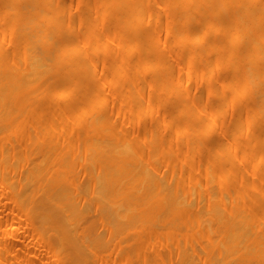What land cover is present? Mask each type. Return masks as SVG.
<instances>
[{
	"label": "bare ground",
	"instance_id": "bare-ground-1",
	"mask_svg": "<svg viewBox=\"0 0 264 264\" xmlns=\"http://www.w3.org/2000/svg\"><path fill=\"white\" fill-rule=\"evenodd\" d=\"M77 1L84 2L77 17L78 23H85V30L80 34L72 32L71 23L66 19L70 16L64 15L65 11L70 15L71 5L65 1L0 0V45L6 34L13 41L10 48L0 47V140L14 133L9 148L0 144V182L14 194L13 204L34 215L40 231L53 237L57 248L68 252L74 259L80 257L81 252L89 256L96 254V249L104 242V238L94 231L87 234V242L79 237L78 229L86 216L94 212L109 236L127 237L151 213L152 206L145 193L152 187L160 189L162 186L155 175L162 177L174 173L169 169L166 173H159L152 166L160 160L170 165L162 135L150 130L149 134L130 137L115 127L109 115L99 113L104 94L112 88L105 86L99 93L97 78L89 69L93 66L96 50L105 49L110 41H114L117 49L109 56L118 53L123 63L129 64L127 57L137 54L139 67L152 71L155 66H160L153 82L171 92L174 81L169 73L171 61L163 56L168 41L162 48L159 29L155 25L160 16L165 15L169 21L164 30L172 37L173 48L184 49L188 43L191 48L193 43L202 42L185 59L187 66L200 69L197 75L194 72L187 74L188 81L209 74L206 68L210 54L222 56L226 54L225 50L231 52L238 46L237 54L229 61L230 68L238 75L237 90L247 89L256 117H264V8L261 3L264 0ZM101 2L103 7L99 10ZM106 16L108 22L102 35H98L96 29ZM211 33L218 37L210 41L207 37ZM84 34L93 37L87 50L79 47V38ZM91 50L93 52L89 53ZM108 61L106 57L104 64L107 65ZM120 70L112 69L110 79L119 76ZM88 84H91L90 89ZM72 88L82 101L76 110V125L85 131L76 137L80 150L61 145L66 140L58 135L55 119L58 117V98L68 96ZM141 90L138 88L132 96H127L137 115L142 114ZM173 94L181 95L177 89ZM89 99L92 100L90 103L87 102ZM191 104L190 100H180L168 109V114L172 118L205 114L202 105L192 107ZM60 108L66 112L67 122L73 121L69 118L73 107L64 104ZM43 111L48 112V117H41ZM248 113L246 118L252 116ZM216 114L214 108L209 121H197L181 146L193 150L202 146L207 149L204 157L200 156V159L208 160L203 170L205 177L229 173L242 175L240 170L234 169L231 152L239 135L237 132H249L253 122L245 121L239 125L235 121L227 136L209 137L210 124L217 119ZM152 119L153 115L148 113L138 120L141 124ZM19 133H22V141L15 139ZM23 143V148L19 149ZM245 143L246 157L239 161L245 160L255 172L264 165V148L259 146L262 141ZM211 146L213 148L209 151ZM79 161L87 166V184L94 200L92 206L77 205V200L84 197L71 173L73 164ZM28 162L30 165L19 171ZM262 173L264 175V171ZM241 178L248 187H256L254 182ZM15 181L18 185L14 184ZM261 184L264 192V181ZM247 205L241 206L238 200L232 199L219 204L207 220L195 217L184 227L189 232L202 226L206 237L211 232L216 235L215 239L208 237L206 246H203L209 259L212 256L206 252L207 245L217 247L219 255L234 247L242 260L259 257L257 264H264V228L257 218V212H264V199H253L252 204ZM183 207L196 212L201 208L199 202L194 204V201H188ZM191 250L192 253L182 256L184 264L194 258L204 260L194 247ZM136 252V248L129 251Z\"/></svg>",
	"mask_w": 264,
	"mask_h": 264
},
{
	"label": "rangeland",
	"instance_id": "rangeland-1",
	"mask_svg": "<svg viewBox=\"0 0 264 264\" xmlns=\"http://www.w3.org/2000/svg\"><path fill=\"white\" fill-rule=\"evenodd\" d=\"M57 1H65L67 4H71L70 15L67 11L64 12V15L70 16L66 19L71 23L72 32L79 34L84 32L85 23L77 22L84 2L77 0ZM261 3L264 8V1ZM102 7L103 2L99 3L98 9L101 10ZM108 19L109 17L106 16L103 24L96 29L98 35H102ZM168 21L165 15H161L155 25L159 29V41L162 48L163 43L168 41L166 48H163L166 52L163 56L171 61L169 73L174 78L171 84V92L168 93L162 85L153 82V78L160 71V66H155L152 71L139 67L137 54L127 57L129 64L123 63L118 53L115 56H109L111 51L117 49L114 41H110L105 49H98L93 53L94 63L93 66L89 67L91 71H94L97 78L99 93L103 91L105 86L110 85L112 88L104 94L99 113L109 115L115 127L130 137L143 133L149 134L150 130H155L156 134L158 133L165 138L163 147L171 159L170 165L164 160H160L154 162L152 166L159 173H166L167 169L174 173L162 177L155 175L161 181L162 186L160 189L152 187L145 193L152 206L148 219L143 218L137 230L127 237L123 235L109 236L102 224L97 221L95 213L91 212L85 217L78 229L79 237L87 242V234L94 231L104 238V242L100 248L96 249V254L89 256L87 253L81 252L80 257L74 259L72 255L67 254L68 252L57 248V241L53 237L40 231L34 215L25 209L17 208L13 204L14 194L7 189L4 183L0 182V262L2 264H76L79 262L87 264H184L182 256L192 253L191 247H194L204 260L194 258L193 261L185 264H222L224 261H227V264H236L237 262H239L237 264H257L258 256H256L258 258H252L249 261L242 260L243 257L239 254L240 252L234 247L228 251H222L219 255L217 254L219 253L217 247L207 245L206 252L208 255L211 254L210 257L212 256L209 259L205 255L203 246H206L208 237L215 239L216 235L211 232L206 237L203 235L202 226H196L189 232L184 227L189 219L194 220L195 217L201 221L207 220L212 215L213 210L219 207V204L228 203L232 199L238 200L241 206H248L247 204L250 206L253 199H264L261 184L264 181L262 173L264 165L253 172L245 160L239 161L241 157H246L245 142L261 140L260 149L264 148V117L262 119L256 117L253 104L248 100L247 89L237 90L238 75L230 68L229 61L233 55L237 54L238 46L234 47L231 52L225 50L226 54L222 56L210 54L206 68L209 74L188 81L185 76L193 72L197 75L200 69L196 66H187L185 59L202 42L193 43L191 48H189V43L184 49L173 48L172 37L167 36L164 30ZM1 25L5 26L3 20ZM217 37L216 33H211L207 39L212 41ZM92 39L93 37L88 34H84L83 37L80 36L79 47L82 50H87ZM12 44L13 41H10L6 34L0 47L10 48ZM203 44L206 43L203 42ZM93 50L89 53H92ZM106 57L109 59L107 65L104 64ZM119 68H121L120 75L111 80L109 76L111 70ZM221 85L224 87L222 88ZM87 86L90 89L91 84ZM60 87L61 82L59 81L58 88ZM138 88L142 89L143 92L140 107L142 114L140 115L132 110V103L127 98V96H132ZM176 89L180 91V96H174L173 91ZM69 93L68 96L58 98L56 125L58 126V135L66 140L65 143L61 142V145L80 150L81 147L78 146L76 137L84 134L85 131L76 125V110L82 101L76 97L74 88ZM180 100H190L193 102L192 107L197 104L202 105L203 110L206 111L205 114L192 118L184 114L182 117L172 118L168 114V109ZM91 101L90 99L87 100L88 103ZM64 104L73 107V111L69 114V118H72L73 121L67 122L66 112L60 110V106ZM214 108L217 110V119L210 124L209 137L227 136L231 133V126L235 121L240 123L239 125L245 121L253 122V127L249 132L243 130L237 132L239 135L235 139L236 142L231 152L234 169L240 170L242 175L237 174L235 176L229 173L205 177L203 170L208 160L206 158L200 159V156L204 157L207 149L202 146L193 150L181 146L188 133L192 131V126L201 119L209 121ZM247 111L252 116L246 118ZM148 113L153 115V119L140 124L138 119L143 118ZM47 115L48 112L43 111L41 113L42 118L48 117ZM21 134L16 135L15 139L22 141ZM13 138L14 133L6 135L3 140H0V144L5 149L9 148ZM23 146L24 143L19 149ZM212 148V146L209 147V151ZM29 165L30 162L25 163L19 171L22 172ZM72 168L71 175L75 176L76 183L84 197L83 200H77V205H93L94 200L87 184V166L79 161L74 163ZM241 177L246 182H254L256 187H248L246 183H243ZM14 184L18 185V181H15ZM188 201H194V204L199 202L200 211L185 210L183 206ZM142 203H144L143 199ZM257 218L262 221L261 228L263 229L264 212H257ZM132 248H136L137 252L129 253Z\"/></svg>",
	"mask_w": 264,
	"mask_h": 264
}]
</instances>
